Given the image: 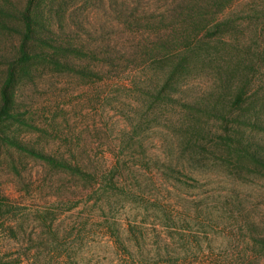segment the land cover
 <instances>
[{
	"label": "rangeland",
	"instance_id": "374dc122",
	"mask_svg": "<svg viewBox=\"0 0 264 264\" xmlns=\"http://www.w3.org/2000/svg\"><path fill=\"white\" fill-rule=\"evenodd\" d=\"M30 1L0 0V261L264 264V0H33L23 54ZM87 168L113 171V219L85 208ZM150 178L191 235L151 226Z\"/></svg>",
	"mask_w": 264,
	"mask_h": 264
},
{
	"label": "trees",
	"instance_id": "16d2710c",
	"mask_svg": "<svg viewBox=\"0 0 264 264\" xmlns=\"http://www.w3.org/2000/svg\"><path fill=\"white\" fill-rule=\"evenodd\" d=\"M31 0L28 4V6L25 8L22 19L25 24V32H24V38L23 41L20 45V50L23 54L27 53V47L28 43L30 40H32L35 36V24H34V17H33V7H32V2ZM175 2L178 3H183V4H194V0H177ZM127 17V18H126ZM125 17L126 21L125 24H130L134 25L136 23H139L138 28H131L133 30H137L136 34L140 35L141 37H147V30L150 29V21L147 20V14H145L144 17H142L140 14L139 15H133L129 14ZM206 26V25H205ZM205 26L202 28L204 29ZM130 28V29H131ZM201 30V27H196L194 28L188 35H184L182 39L186 41L185 43H190L194 41ZM150 31V30H149ZM180 42L178 43V45ZM179 45V47H181ZM178 48V47H177ZM174 49V47H173ZM173 49L167 51L168 54H163L162 51L158 50L154 56L151 55L150 53L146 52L145 56L141 57V60L139 62H135L134 66L136 70L142 69L143 71L146 70L147 65H149V62L152 60H159L162 57L171 55ZM122 52V51H120ZM133 55L130 54H119L118 58L116 59V65L118 60H121L123 58H130ZM121 66V63L118 64ZM13 71L10 72L9 78L5 82L4 86L2 87L1 94H2V105L0 109L1 115H7L9 112L10 108V97H9V92H8V86L10 83V78H12ZM133 80L134 77L131 76ZM149 169V165L147 163V170ZM173 176H176V178L179 177L180 172L177 170H173ZM113 173V171H112ZM111 171H107L104 168H87L85 171H83V175L88 183V188L89 190L86 193L85 197V208L89 211V213H95L97 210L101 212V214L109 216L110 219H113L114 217V210L118 202L113 199L115 195L119 193V188L118 185L116 184L113 179H111ZM179 179V178H178ZM151 184L150 186L147 187V213L149 216L153 218V221H151V226H154V228L158 226L162 227L166 232H171V228L176 227L175 229L177 230L180 229V231L186 232L187 235H191V225H190V220L193 218L188 212L184 211V207L181 206L178 202L174 201L173 198L171 197L172 195V189L176 188V185L169 183V184H163L156 182L150 178ZM179 181V180H178ZM108 190H113L111 195H107L106 193ZM6 203L4 201L0 200V210H3V207H6ZM153 209L152 214L149 213L151 212L150 210ZM159 212V213H156ZM162 212V213H161ZM109 213V214H108ZM163 216V217H162ZM108 217V218H109ZM166 221L164 222V219ZM109 219V220H110ZM183 221L182 224L177 225V222ZM186 222L187 229L184 226V223ZM95 224L93 218L88 219L83 223V227L86 225H92ZM98 225V223L96 224ZM162 231L158 232V237H160ZM163 239V238H161ZM264 244V239L262 238L260 240ZM165 254L169 256L171 254V249L166 248ZM162 249H158L156 256L157 257H163V253L161 251ZM192 252V250H191ZM244 259L251 261L250 260V255L246 254L244 256ZM0 264H7L5 261H0ZM185 264V262L181 263ZM189 264V263H187Z\"/></svg>",
	"mask_w": 264,
	"mask_h": 264
}]
</instances>
